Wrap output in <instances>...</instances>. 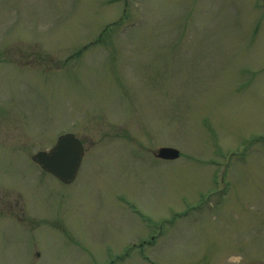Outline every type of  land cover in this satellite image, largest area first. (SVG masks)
Masks as SVG:
<instances>
[{"label":"rangeland","instance_id":"obj_1","mask_svg":"<svg viewBox=\"0 0 264 264\" xmlns=\"http://www.w3.org/2000/svg\"><path fill=\"white\" fill-rule=\"evenodd\" d=\"M0 264H264V0H0Z\"/></svg>","mask_w":264,"mask_h":264},{"label":"water","instance_id":"obj_2","mask_svg":"<svg viewBox=\"0 0 264 264\" xmlns=\"http://www.w3.org/2000/svg\"><path fill=\"white\" fill-rule=\"evenodd\" d=\"M82 156L81 142L73 134L67 133L59 136L50 150L36 153L32 160L61 183L69 184L76 177ZM156 156L162 160H175L179 152L174 148L162 147Z\"/></svg>","mask_w":264,"mask_h":264},{"label":"flooded vegetation","instance_id":"obj_3","mask_svg":"<svg viewBox=\"0 0 264 264\" xmlns=\"http://www.w3.org/2000/svg\"><path fill=\"white\" fill-rule=\"evenodd\" d=\"M83 157H84V155H83ZM82 160H83V158H82ZM33 163H35V162H33ZM36 164V163H35ZM37 165V164H36Z\"/></svg>","mask_w":264,"mask_h":264}]
</instances>
